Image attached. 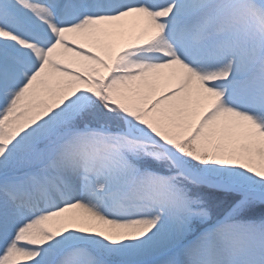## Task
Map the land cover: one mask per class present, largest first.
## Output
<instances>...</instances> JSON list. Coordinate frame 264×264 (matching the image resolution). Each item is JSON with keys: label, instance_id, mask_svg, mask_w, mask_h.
<instances>
[{"label": "snow or ice", "instance_id": "6c2138e0", "mask_svg": "<svg viewBox=\"0 0 264 264\" xmlns=\"http://www.w3.org/2000/svg\"><path fill=\"white\" fill-rule=\"evenodd\" d=\"M0 264H264V0H0Z\"/></svg>", "mask_w": 264, "mask_h": 264}]
</instances>
